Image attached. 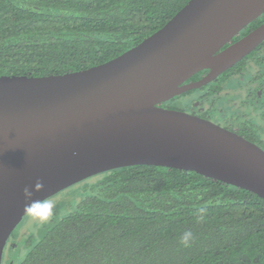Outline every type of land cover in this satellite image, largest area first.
Masks as SVG:
<instances>
[{
    "label": "trees",
    "instance_id": "trees-1",
    "mask_svg": "<svg viewBox=\"0 0 264 264\" xmlns=\"http://www.w3.org/2000/svg\"><path fill=\"white\" fill-rule=\"evenodd\" d=\"M188 1L0 0V76L62 74L104 63L163 27ZM262 22L264 13L248 27ZM261 88L264 41L167 107L180 109L186 100L230 107L232 89L242 94L239 105L255 104ZM248 107L253 118L238 133L264 148V99ZM84 181V196L71 210L26 228L14 249L18 232L10 236L3 264H264V198L255 192L158 165L124 166ZM201 207L207 216L197 223ZM186 230L195 236L188 248L179 243Z\"/></svg>",
    "mask_w": 264,
    "mask_h": 264
},
{
    "label": "water",
    "instance_id": "water-1",
    "mask_svg": "<svg viewBox=\"0 0 264 264\" xmlns=\"http://www.w3.org/2000/svg\"><path fill=\"white\" fill-rule=\"evenodd\" d=\"M263 13L264 0H189L109 61L62 74L0 76V264L27 214L26 186L43 200L104 171L158 165L197 171L264 198V148L162 106L254 51L264 41V22L232 39ZM204 69L208 75L185 83ZM37 182L42 190H33Z\"/></svg>",
    "mask_w": 264,
    "mask_h": 264
},
{
    "label": "flooded vegetation",
    "instance_id": "flooded-vegetation-1",
    "mask_svg": "<svg viewBox=\"0 0 264 264\" xmlns=\"http://www.w3.org/2000/svg\"><path fill=\"white\" fill-rule=\"evenodd\" d=\"M248 26L246 28H244L239 33V35L235 36L232 39V42L237 41L239 38H241L242 36L246 35L248 32H250L251 30H253L254 28L257 27L256 26L254 28H249ZM228 45L229 44H227L226 46H228ZM237 63H239V61ZM237 63L235 65H237ZM234 66H232V67H234ZM231 68H229V69H231ZM209 72H210L209 69L201 70V71L197 72L196 74H194L193 76H191L185 83L198 81V80L202 79L204 76L208 75ZM225 72H227V70L224 71L223 73H221L220 75H218L216 78H214L211 81H214V80L218 79ZM245 75L246 74L241 73V75H238L237 77H238L239 80H242V81L245 82V80H244V76ZM211 81L201 85L200 87L210 83ZM200 87H197V88H200ZM193 89H195V88H193ZM190 90H192V89H190ZM190 90H188V91H190ZM188 91H186V92H188ZM186 92H183V93H181L179 95H176V96L170 98L169 100L174 99L175 97L181 98V97H183L182 95L184 93H186ZM229 95H230L229 96V101L234 100L233 104L230 103V105H231L230 107L222 105L224 103V101H219L217 104L211 105V104H208L206 102L199 101V100H186V101L184 100L185 103H183V105H181L180 109L178 108V110H182V111L188 112L190 114L197 115V116H200L202 118L211 120V121H213V122H215V123H217V124H219V125H221V126H223L225 128H228V129L238 133V131L242 130V126L247 121V118L249 119V116H251V119L253 118V116L251 115L252 112H251L250 108L248 107V104L249 105H255V104L259 103V102H263L264 89L263 88L259 89L258 92L253 96L254 97L253 100H254L255 104H252L251 102L247 101V102H242L239 105V102L236 101V99L241 98L242 94H239L237 92V89H232L230 91ZM169 100L163 102L162 106L167 107L168 106L167 102ZM167 108H169V107H167ZM240 135H242V134H240ZM242 136H244V135H242ZM6 247H7V245H6ZM5 252H6V249H5ZM4 258H5V255H4Z\"/></svg>",
    "mask_w": 264,
    "mask_h": 264
},
{
    "label": "clouds",
    "instance_id": "clouds-1",
    "mask_svg": "<svg viewBox=\"0 0 264 264\" xmlns=\"http://www.w3.org/2000/svg\"><path fill=\"white\" fill-rule=\"evenodd\" d=\"M44 185L40 182H37L34 185L35 191L42 190ZM23 197L25 199L24 211L34 220L38 221L40 224L47 223L53 215V209L55 205L47 200H37L33 199V192L29 190V187H24ZM207 209L201 207L197 210V223L204 222L207 216ZM195 240V236L191 230H186L180 236L179 243L185 247H191Z\"/></svg>",
    "mask_w": 264,
    "mask_h": 264
},
{
    "label": "rangeland",
    "instance_id": "rangeland-1",
    "mask_svg": "<svg viewBox=\"0 0 264 264\" xmlns=\"http://www.w3.org/2000/svg\"><path fill=\"white\" fill-rule=\"evenodd\" d=\"M86 181H80L77 182L65 189H62L61 191L55 193L54 195L47 198V200L51 201L55 207L53 209L54 211H59L60 213H65L69 210H71L76 203L83 198L84 196V187H85ZM34 225H40V223L34 219H32L28 214L24 216L22 221L18 224V226L13 231L12 235L16 232H18L16 239L12 243V248H16L19 241H22L28 234L29 227H33ZM24 229V230H23ZM22 230V231H21ZM20 231V232H19ZM12 238V236H11ZM10 241V238L8 242ZM24 250L21 251L20 254L23 255ZM11 253H8L6 258H10Z\"/></svg>",
    "mask_w": 264,
    "mask_h": 264
}]
</instances>
